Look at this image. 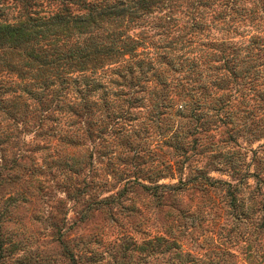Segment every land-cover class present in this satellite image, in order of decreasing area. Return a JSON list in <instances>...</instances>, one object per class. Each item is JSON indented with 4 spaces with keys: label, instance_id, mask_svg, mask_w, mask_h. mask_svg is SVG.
Returning a JSON list of instances; mask_svg holds the SVG:
<instances>
[{
    "label": "rangeland",
    "instance_id": "1",
    "mask_svg": "<svg viewBox=\"0 0 264 264\" xmlns=\"http://www.w3.org/2000/svg\"><path fill=\"white\" fill-rule=\"evenodd\" d=\"M27 2L42 14L60 0ZM0 3V18L20 13ZM263 20L264 0L152 6L125 33L173 40L174 71L126 85L120 117L98 103L87 118L51 109L36 128L0 114V264H264V64L245 75L227 61L250 34L264 46ZM105 76L92 98L111 106ZM0 78L8 106L18 88Z\"/></svg>",
    "mask_w": 264,
    "mask_h": 264
},
{
    "label": "trees",
    "instance_id": "2",
    "mask_svg": "<svg viewBox=\"0 0 264 264\" xmlns=\"http://www.w3.org/2000/svg\"><path fill=\"white\" fill-rule=\"evenodd\" d=\"M16 1L20 4V13L10 19L0 18V74H14L10 82L18 88L9 93L11 102L8 106H2L5 100L0 92L2 117L32 120L30 125L36 128L43 125L41 120L46 116L42 114L51 109L61 111L67 107L72 116L87 118L95 110L93 107L96 103L104 107L105 114L114 113V117H120L126 110L121 113L117 104L114 110L113 101H128L123 98L125 93L122 92L126 85L130 89L135 88L140 80L165 82L160 67L174 71V57L170 54L175 47L172 51L167 49L173 40L158 45L147 41L140 32L137 35L125 33L128 23L148 13L152 6H163L164 2L170 0H128L100 5L88 3L87 0H60L55 10L42 14L30 8L27 0ZM68 2L77 4L78 11L71 13ZM256 29L264 32V20L256 23ZM103 31L105 34L101 35ZM257 38V34H250L242 45V52L239 49L229 52V69L235 67L239 69L238 74L242 71L248 75L258 65L264 64L259 62L264 60V54L260 56L257 52L263 50L264 46L258 45L256 48L253 45ZM181 47H177V50ZM220 50L224 52V48ZM150 60L155 61L154 65ZM183 64L185 62H180L179 68ZM223 64L227 66L225 60ZM144 65L145 69L142 70ZM107 71L109 74L106 75ZM229 73L231 75L230 70ZM104 76L113 98L111 106L107 104L105 93L92 98L102 86L99 78ZM1 81L2 78L0 88ZM19 100L25 104L31 100L37 116L26 118V112L16 105ZM219 103L215 102L217 110L224 106L223 102ZM211 108L214 109L213 106Z\"/></svg>",
    "mask_w": 264,
    "mask_h": 264
}]
</instances>
